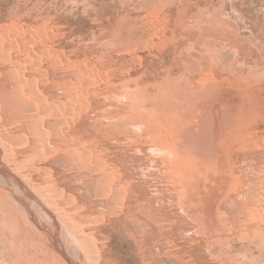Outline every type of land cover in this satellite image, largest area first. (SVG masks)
<instances>
[{
    "label": "rangeland",
    "instance_id": "1",
    "mask_svg": "<svg viewBox=\"0 0 264 264\" xmlns=\"http://www.w3.org/2000/svg\"><path fill=\"white\" fill-rule=\"evenodd\" d=\"M0 264H264V0H0Z\"/></svg>",
    "mask_w": 264,
    "mask_h": 264
}]
</instances>
